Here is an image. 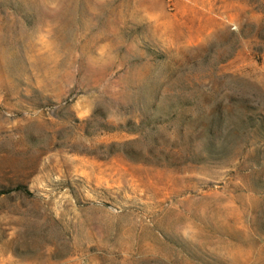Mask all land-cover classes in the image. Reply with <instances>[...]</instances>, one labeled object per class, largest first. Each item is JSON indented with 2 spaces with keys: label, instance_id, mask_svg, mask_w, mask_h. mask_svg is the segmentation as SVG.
<instances>
[{
  "label": "rangeland",
  "instance_id": "374dc122",
  "mask_svg": "<svg viewBox=\"0 0 264 264\" xmlns=\"http://www.w3.org/2000/svg\"><path fill=\"white\" fill-rule=\"evenodd\" d=\"M0 264H264V0H0Z\"/></svg>",
  "mask_w": 264,
  "mask_h": 264
}]
</instances>
